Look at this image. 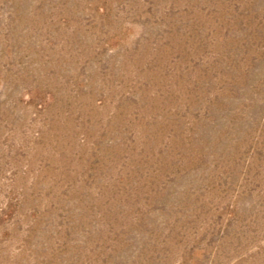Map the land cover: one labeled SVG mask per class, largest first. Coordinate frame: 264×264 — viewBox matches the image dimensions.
<instances>
[{
	"label": "rangeland",
	"instance_id": "obj_1",
	"mask_svg": "<svg viewBox=\"0 0 264 264\" xmlns=\"http://www.w3.org/2000/svg\"><path fill=\"white\" fill-rule=\"evenodd\" d=\"M0 264H264V0H0Z\"/></svg>",
	"mask_w": 264,
	"mask_h": 264
}]
</instances>
